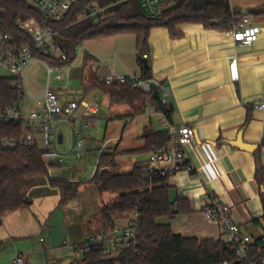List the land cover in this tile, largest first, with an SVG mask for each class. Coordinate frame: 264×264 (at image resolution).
<instances>
[{
  "label": "crops",
  "instance_id": "obj_1",
  "mask_svg": "<svg viewBox=\"0 0 264 264\" xmlns=\"http://www.w3.org/2000/svg\"><path fill=\"white\" fill-rule=\"evenodd\" d=\"M173 2L167 0L162 7ZM230 3L232 9L239 10L264 7V0H230ZM253 18L262 26V33L251 46L238 44L223 29L208 28L201 23L179 24L176 27L180 32L178 36H172L166 27H154L150 32L152 79L160 88L161 97L173 108L168 120L178 126L190 125L196 130L194 142L187 148L193 171L181 166L169 174L166 181L170 195L178 201L176 205L180 209L170 223L174 232L184 237L226 239L220 226L206 219L201 211L210 194L233 207V219L244 232L257 236L264 232V110L259 107L264 101V20L261 14L253 15ZM83 44L76 61L65 71L67 82L64 87L68 86L67 89L56 86L62 102L79 100L72 98L68 90L70 75L75 66L80 65L79 77L88 81L80 100L98 98L102 100V106L105 105L104 108L100 105L98 115L91 121L93 125L103 121L109 124L113 119L124 123L119 135L103 141L99 157L103 152L124 151L127 152L124 154L137 156L130 170L139 162L146 164L150 153L131 150L144 146L143 136L149 129L164 130L160 116L149 115L147 109L133 115V109L128 105L112 106L109 96L94 87L96 81L111 73L142 77L137 36L117 34L87 40ZM135 119H140L142 125L136 134H131L133 143H127L119 150L126 128ZM63 127L69 129L66 125L60 127L59 144L64 146L61 150L67 152L72 133L69 129L67 143ZM113 141L116 143L107 150ZM85 153L90 155L92 149L88 147ZM122 164L119 160V166ZM68 166L65 164L58 169L63 173ZM71 173L74 174L73 168ZM29 196L32 199L30 206L2 216L0 242L5 241L6 245L0 251V264H13L18 254L25 255L29 264H71L74 261L84 264V252L79 247L89 241L91 234L103 229L100 211L114 195L100 193L94 184L86 182L77 197L62 202L60 192L43 178L30 187ZM57 211L61 212L65 229V239L60 245L54 238ZM66 240L68 246L64 244ZM43 251L50 256L34 258Z\"/></svg>",
  "mask_w": 264,
  "mask_h": 264
},
{
  "label": "trees",
  "instance_id": "obj_2",
  "mask_svg": "<svg viewBox=\"0 0 264 264\" xmlns=\"http://www.w3.org/2000/svg\"><path fill=\"white\" fill-rule=\"evenodd\" d=\"M173 4L163 9L160 18H149L145 15L139 0H79L63 17L49 26L57 33L56 40L66 59H53L59 66L72 65L78 56V47L87 40L105 38L117 34L132 33L137 36L138 61L142 67V77L152 79L150 64L144 66L142 58L150 60V32L154 27L169 28L172 36L180 35L176 29L182 23H201L208 28L231 29L242 10L232 9L230 0H173ZM91 4L106 7L107 17L103 21L91 19L80 20L81 14ZM0 7L6 9L4 29L21 37L27 42L23 32L16 27L20 18L36 17L42 20L39 13L18 0H0ZM264 16V7L259 9ZM46 59L51 60L49 57ZM110 98L114 105H128L133 115L144 113L148 104L155 106L171 119L173 108L162 102L160 88L154 86L152 91L125 84H106L98 80L94 83ZM16 101V89L12 79H0V107ZM6 133H9L8 130ZM144 146L132 152L154 153L165 148L170 135L166 130L149 129L143 136ZM127 153V152H120ZM119 152H103L98 160L97 169L87 181H68L53 179L49 176L41 151L38 147L26 146L8 151L0 164V227L2 216L30 206V187L43 178L61 194L66 201L79 195L84 183L94 184L100 193H112L114 197L103 204L100 219L103 229L112 227L116 215L139 211L138 244L126 255L107 259L104 257V245L95 244L86 249L83 255L84 264H221L234 261L237 256L231 244L222 237L218 239H199L184 237L174 232L170 220L180 211L177 200L170 195V186L166 183L168 174L156 173L149 180L144 174L145 164H135L125 173L115 171L119 167ZM261 170H258L260 174ZM152 185L150 187L149 185ZM264 206V192L262 193ZM176 206L178 208H176ZM264 220V214L262 216ZM6 245L0 242V251ZM259 244L254 246L252 256H256ZM71 264H80L74 261Z\"/></svg>",
  "mask_w": 264,
  "mask_h": 264
},
{
  "label": "built area",
  "instance_id": "obj_3",
  "mask_svg": "<svg viewBox=\"0 0 264 264\" xmlns=\"http://www.w3.org/2000/svg\"><path fill=\"white\" fill-rule=\"evenodd\" d=\"M35 9L42 20L36 17L20 18L16 27L29 39L21 37L4 29L6 9L0 7V79L13 80L16 89V101L0 107V164L2 157L8 151L19 147L34 146L41 151V156L48 172L65 165L67 157L82 158L83 151H87L85 130L98 115L100 103L95 98H83L63 103L56 87L51 82L53 73L59 80L66 78L68 66H59L53 59H66L56 40L57 33L49 26L50 23L60 21L65 14L79 0H18ZM167 0H139L143 11L149 18H160L163 15L162 4ZM106 7L97 4L88 6L80 20L91 19L103 21L107 17ZM235 42L244 46H251L259 40L262 26L254 21L253 15H241L236 18L231 29L227 30ZM45 57L51 58V60ZM41 61L47 68V80L44 88L33 91L28 84V71L33 63ZM101 81L106 84H125L152 91L154 79L141 76L127 77L109 74ZM66 89L68 86H65ZM168 105V100L162 98ZM259 107L264 110V101ZM147 113L158 115L164 124V130L170 135L168 145L152 153L144 167V174L149 180L156 173L172 174L177 168L184 166L193 171L188 162L187 148L194 142L196 130L190 125L178 126L171 123L165 113L155 106L148 104ZM79 123V124H78ZM66 125L72 133L70 150L63 152L59 148V130ZM8 130L9 133H6ZM103 150H101L102 152ZM152 187V185H149ZM233 207L221 202L212 194L207 195L201 211L206 219L220 226L237 256V262L247 264H264V232L254 235L244 232L233 219ZM139 211H133L118 218L115 224L91 234L89 241L80 246L82 252L95 244L104 245V257L118 258L126 255L138 244ZM259 244L256 256H252L254 246ZM69 245L68 240L64 242ZM13 264H29L27 257L18 254ZM221 264H236L226 261Z\"/></svg>",
  "mask_w": 264,
  "mask_h": 264
},
{
  "label": "rangeland",
  "instance_id": "obj_4",
  "mask_svg": "<svg viewBox=\"0 0 264 264\" xmlns=\"http://www.w3.org/2000/svg\"><path fill=\"white\" fill-rule=\"evenodd\" d=\"M172 2V0H170ZM264 20L263 18H261ZM84 48V44H81L78 47V54L79 51ZM81 71L80 65L75 66L74 71L70 75V89L68 90L70 96L72 98L81 99L83 96L84 91L86 90V85L88 84V81H85L79 77ZM56 73L52 74L51 82L56 87L61 86L65 89L64 85L67 82L66 78L59 80L56 78ZM47 68L41 61H36L33 63L28 71V84L31 90H39V88L42 87V85L45 84L47 80ZM69 77V75H68ZM68 96V95H67ZM98 103H100L101 107L104 108L105 105L102 106V100L97 98ZM126 121V120H125ZM109 123V122H108ZM79 124V123H78ZM123 121H117V119L110 120V123L107 124L106 121H103L102 123L98 125H93V122H89V126L85 130V136L86 137V145L87 149L88 147L92 149V153L90 155H87L83 151L82 158H74L72 156L66 158V165H69L68 167L64 168V172L62 173L58 168H54L52 171L49 172L50 177H56V178H63L67 180H82V179H88L90 178L97 169V159L99 157V151L102 148L103 141L107 140L110 137H114L116 135H119L122 131L123 127ZM137 125V127L135 126ZM140 125H142V121L140 119H135L132 123L129 124V126L126 128L124 132V139L123 142L119 148V150L124 149L125 145L127 143H133L134 139L131 136L132 133L136 134L138 131V128H140ZM157 126V123H156ZM134 128V129H133ZM63 132H65V135L67 137V143L69 140V129L63 127L61 128ZM93 136L94 138H91ZM88 138V139H87ZM116 141H113L109 144V148L107 150L111 149V145L115 144ZM63 145L59 144V148L63 149ZM120 153V152H119ZM119 160L123 161L122 166L115 167V171L119 173H125L130 170L132 165L136 163V155H128L120 153L118 156ZM71 168H73L74 174L71 173ZM61 209H58V211ZM56 212L54 215V224H57L56 228V234L54 238L57 240L58 245L62 244V240L65 239L64 227H63V217L61 219L60 213ZM62 216V215H61ZM125 216V215H123ZM102 223V221H101ZM61 233V234H60ZM45 235V234H44ZM47 256H50V253L46 254V252H41L40 254L34 255V258H47Z\"/></svg>",
  "mask_w": 264,
  "mask_h": 264
},
{
  "label": "water",
  "instance_id": "obj_5",
  "mask_svg": "<svg viewBox=\"0 0 264 264\" xmlns=\"http://www.w3.org/2000/svg\"><path fill=\"white\" fill-rule=\"evenodd\" d=\"M242 12H243L244 15H257V14H259V10L255 9V8L243 9ZM142 63L144 64V66H148L149 65V62H148L147 58H142ZM154 84L157 85L156 82H154Z\"/></svg>",
  "mask_w": 264,
  "mask_h": 264
}]
</instances>
